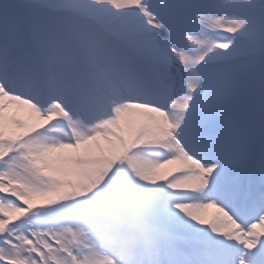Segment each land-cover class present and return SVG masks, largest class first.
<instances>
[{
	"label": "snow or ice",
	"instance_id": "snow-or-ice-1",
	"mask_svg": "<svg viewBox=\"0 0 264 264\" xmlns=\"http://www.w3.org/2000/svg\"><path fill=\"white\" fill-rule=\"evenodd\" d=\"M0 264H264V0H0Z\"/></svg>",
	"mask_w": 264,
	"mask_h": 264
},
{
	"label": "bare ground",
	"instance_id": "bare-ground-1",
	"mask_svg": "<svg viewBox=\"0 0 264 264\" xmlns=\"http://www.w3.org/2000/svg\"><path fill=\"white\" fill-rule=\"evenodd\" d=\"M10 115H14L17 119H20L21 121H23L25 123L30 122L29 114H28L27 110H20V111L13 110V112L10 113ZM213 212H214L213 209H209L208 210V215L210 216Z\"/></svg>",
	"mask_w": 264,
	"mask_h": 264
}]
</instances>
